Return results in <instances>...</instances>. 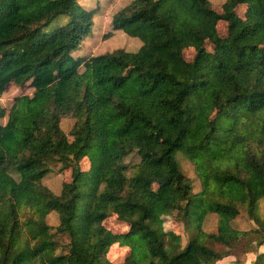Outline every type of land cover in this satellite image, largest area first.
<instances>
[{
	"label": "trees",
	"instance_id": "16d2710c",
	"mask_svg": "<svg viewBox=\"0 0 264 264\" xmlns=\"http://www.w3.org/2000/svg\"><path fill=\"white\" fill-rule=\"evenodd\" d=\"M96 15L0 0V95L30 90L0 104V264H264V0H130L110 26L137 50L73 54Z\"/></svg>",
	"mask_w": 264,
	"mask_h": 264
},
{
	"label": "rangeland",
	"instance_id": "374dc122",
	"mask_svg": "<svg viewBox=\"0 0 264 264\" xmlns=\"http://www.w3.org/2000/svg\"><path fill=\"white\" fill-rule=\"evenodd\" d=\"M81 6L93 7L96 11V16L94 17V29L91 34L87 35L82 40V45L73 54H86V55H97L104 52L112 51L117 48H122L127 51H135L140 46L141 42L135 38L131 37L124 32L117 30L112 31L110 26V18L112 15L122 6L127 4L130 0H78ZM213 7L220 10V5L224 0H209ZM220 33L226 31V24L220 23L218 26ZM193 55L192 50L186 51V56L191 58ZM27 88L21 89L20 87L11 86L7 91L0 95V104L4 107H8L13 98L16 95L24 94L29 92ZM73 119L64 118L61 121V127L64 131H68ZM137 157L135 155H130L126 157V161H134ZM182 167L187 175L193 177L192 165L190 162L185 159L181 160ZM90 162L87 158H84L81 161L82 168L89 167ZM69 170L64 169L60 172V166L56 165L51 169V171L43 178V183L50 188L52 191L57 192L61 186L62 180L65 176L68 177ZM197 181H195V184ZM196 186V185H195ZM261 212L264 210V202H262ZM49 223L54 224L55 218L51 216L49 218ZM165 223L168 226L172 225L169 219L165 220ZM111 226H117L115 220L111 219L109 221ZM165 224V225H166ZM254 225L253 221L249 219L245 214L238 215L233 223V226L239 230H247ZM173 227L177 225L173 223ZM216 227V218L214 214H210L204 223V229L206 231H213ZM258 251H264V244L258 248ZM238 253V251H237ZM128 254V247L119 246L118 244L113 245L108 253L109 259L115 262H121L124 257ZM256 256V253L249 252L244 254L237 255L238 259L242 261L239 264H252ZM236 257L234 255H229L219 260L217 264H236Z\"/></svg>",
	"mask_w": 264,
	"mask_h": 264
}]
</instances>
